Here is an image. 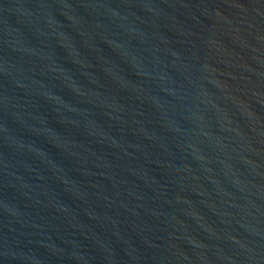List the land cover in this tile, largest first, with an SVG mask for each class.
<instances>
[{
    "label": "water",
    "instance_id": "water-1",
    "mask_svg": "<svg viewBox=\"0 0 264 264\" xmlns=\"http://www.w3.org/2000/svg\"><path fill=\"white\" fill-rule=\"evenodd\" d=\"M0 264H264V0H0Z\"/></svg>",
    "mask_w": 264,
    "mask_h": 264
}]
</instances>
